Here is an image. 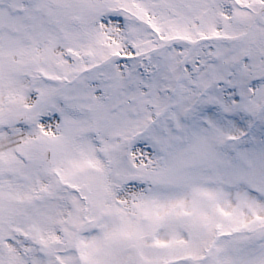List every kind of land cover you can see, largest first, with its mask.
<instances>
[{"label": "snow or ice", "instance_id": "snow-or-ice-1", "mask_svg": "<svg viewBox=\"0 0 264 264\" xmlns=\"http://www.w3.org/2000/svg\"><path fill=\"white\" fill-rule=\"evenodd\" d=\"M0 264H264V0H0Z\"/></svg>", "mask_w": 264, "mask_h": 264}]
</instances>
